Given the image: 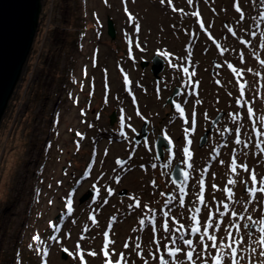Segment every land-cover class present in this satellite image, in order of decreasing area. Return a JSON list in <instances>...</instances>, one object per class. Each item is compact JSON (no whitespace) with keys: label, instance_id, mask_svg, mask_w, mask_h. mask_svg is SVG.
<instances>
[{"label":"rangeland","instance_id":"rangeland-1","mask_svg":"<svg viewBox=\"0 0 264 264\" xmlns=\"http://www.w3.org/2000/svg\"><path fill=\"white\" fill-rule=\"evenodd\" d=\"M63 2L42 0L41 20L32 49L0 123V264H44L45 261L80 264L78 256L63 258L62 249L67 247L75 252L81 235L87 237L80 241L85 253L97 252L95 257L85 256L87 264H105L101 249L111 217L116 219L109 232L115 241L109 245L110 253L114 249L113 264L121 252L127 264H145V261L159 264L162 254L171 264L164 245H173L161 225L168 219L169 227L174 230L178 225L171 217L175 216L185 229H190L191 215H195L197 207L201 209V231L209 208L213 212L219 208L226 214V223L217 233L218 237L225 238V243L231 241L226 239L223 228L229 224L241 226L239 231L235 227L230 229L235 239L245 238L237 251L238 264H262L264 256L259 253L264 250L260 243L264 235L260 231L264 228V193L257 192L253 199L239 181L248 180L251 187L252 169L258 180L264 176V153L260 151L264 143L256 147L259 140H264V135L257 134V130L264 133V64L261 63L264 61V0H239L243 20L234 8L236 0H193L192 4L187 0H172L183 12L173 11L167 0L165 4L160 0H71L75 30L67 49L51 60L52 66L59 67L54 78L42 70L47 65L44 57L49 50L50 28L61 21ZM197 10L214 39H209L197 23V17L191 15ZM129 13L134 19H129ZM108 17L115 22V38L108 34ZM137 24L139 32L135 31ZM226 25L237 35L233 36ZM221 49L226 51L221 54ZM163 52L172 55H160ZM155 54L165 58L159 79L154 77L150 64L141 65V60H151ZM169 61L188 67L189 73L195 70L192 82L188 75L171 67ZM229 64L238 72H233ZM125 76L131 82L129 85L125 84ZM194 81H199V87L195 88L198 95L189 94L195 87ZM240 84H245L242 96ZM176 86L182 90L174 100L183 106L188 123L167 102ZM130 93L135 96V106L130 101ZM238 98L240 103L236 102ZM197 100L202 103L197 104ZM249 107L253 109L251 117L247 112ZM120 108L126 109L129 120L126 123L139 133L149 121L148 130L152 133L147 137V144L143 139L134 140L139 133L133 128L126 129L128 138L117 134L119 122L116 118L117 124H111V117L114 112L118 116ZM137 109L142 116L137 115ZM194 109L195 131L188 134L192 141L188 146L185 129L192 127ZM218 113H222L220 120L200 146L201 136ZM168 119H171L174 140L170 161L166 149L162 160L155 152L158 137L168 131ZM236 127L241 129L239 145L235 143ZM245 142L249 145L247 148ZM186 146L190 148L191 158L183 152ZM133 149L135 154L128 160ZM233 155L237 156L238 164L249 166V173L238 168L239 177L233 176L228 167ZM117 158L128 162L118 165ZM220 160L225 164L221 165ZM177 163L188 173L187 179L179 183L173 182L170 175ZM212 173L216 174L215 178ZM229 178L238 181L236 185H228L235 193L232 200L223 190ZM201 179L205 182L208 207L198 202ZM96 184L102 186L100 201L93 202L91 194L82 202ZM213 184L219 188L213 190ZM109 188L114 194L108 195ZM182 189L186 193L184 207L179 204ZM70 193L71 214L66 207ZM129 194L142 199L141 208L134 207ZM221 200L229 205L228 209L222 207ZM144 205L156 208L155 233L153 225L139 223L141 219L146 223L154 213ZM232 211L243 219L232 217ZM93 212L98 224L89 220ZM165 212H169L168 217L164 216ZM214 219H220L219 215ZM253 222L255 227L249 234L243 225ZM86 225L88 231H84ZM36 235L40 240H33ZM178 235L194 242L199 239L184 230ZM125 242L129 248H124ZM176 246L182 248L177 260L189 264L184 256L187 246L180 241ZM196 247L199 250L202 245L197 243ZM229 250L222 252L226 264ZM212 251L214 255L215 250ZM206 258L211 264V258ZM194 259L196 264H202L195 255Z\"/></svg>","mask_w":264,"mask_h":264},{"label":"snow or ice","instance_id":"snow-or-ice-1","mask_svg":"<svg viewBox=\"0 0 264 264\" xmlns=\"http://www.w3.org/2000/svg\"><path fill=\"white\" fill-rule=\"evenodd\" d=\"M166 0H160L161 4H165ZM187 2L189 4L193 3V0H187ZM167 4L169 7L172 8L173 11H180L183 12V9H177L173 4H172V0H167ZM234 8L236 9V11L238 13H240V19L243 20L244 19V14H243V10L240 7V2L239 0H236V3L234 4ZM125 11L127 12V8H125ZM214 11V10H213ZM191 15L197 17V23L200 25V28L202 30H204L208 36L209 39H214L212 37V34L210 32H208V29L205 28V24L203 22L202 19H200V12L199 10L193 12ZM129 19L132 20L134 19V17H132L131 13H129ZM210 27V25H209ZM225 27H227L228 31L233 35H237L236 31L230 26V25H226ZM135 31L139 32L140 31V26L137 24L135 26ZM253 36H255V33H252ZM243 43H248V41H242ZM129 43L131 44L132 41L129 40ZM136 47H140L139 43L136 44ZM217 47L219 48L220 45L217 44ZM226 51V49H221V54H223V52ZM160 55H163L165 57L167 56H171V53L168 52H163L160 53ZM241 61H243V55H241ZM262 64H264V61H261ZM169 64L171 67L178 69L180 71H182L184 74L189 76V81H191V77L195 76V70H193L191 73H189V69L188 67L184 66V65H180V64H172L171 61H169ZM230 68L233 69V72H238V70L236 68H234L231 64L228 65ZM248 71H251V69H248ZM238 74H242V73H238ZM131 82L129 81L128 77L125 76V84L129 85ZM194 88H193V92L189 93L190 95L195 94L198 95V92L195 91V88L199 87V81H194ZM217 83H220L219 81H217ZM246 83V82H245ZM107 87V85H106ZM240 94L241 96L244 94V87L245 84H240ZM129 92H131V88H129ZM159 94H160V89L157 88V96L159 98ZM229 95H231V93H229ZM237 103H240L239 98L236 101ZM133 103H136V99L135 96L133 95ZM176 111L179 113L180 117L182 119H184L185 123H188L187 118H185V111L183 106L180 103H177L175 100L172 102ZM184 103H187V101L185 100ZM197 104L202 103V101L197 100L196 101ZM124 110L121 109V117H120V121H121V129H123L124 127V115H123ZM248 112V116L251 117L253 115V109L251 107H249L247 109ZM137 115L138 116H142V114L140 113L139 109H137ZM205 115L207 116V113H205ZM130 119V118H129ZM233 119L235 120V117L233 116ZM192 127L190 129L186 128L185 129V139H186V144L188 146H190L192 144L191 139H188V134L190 132H194L195 131V124H196V120H195V109L193 110L192 113ZM128 127H131V125H128ZM133 131H135V129H133ZM225 131H229L231 132V129H225ZM235 143L237 145L241 144V129L239 127L235 128ZM257 134L258 135H264V133H260L257 130ZM78 135H80L78 133ZM121 135H124L123 131H121ZM165 139L168 140L169 145L172 144L171 139L167 136V134L165 133ZM264 143V140H259L256 144V147H260V144ZM145 144H147V139L145 138ZM186 146L183 149V152L185 154L186 157L191 158L192 153L190 152V148ZM249 145L247 142L244 143V147L247 148ZM261 153H264V148H260ZM233 152L235 153V149H233ZM135 154V149H133V151L129 154L128 160L132 159V156ZM105 155H107V150H105ZM245 155H247V153H245ZM238 158L236 155H233L231 158V162L228 165L229 167V171L233 174V176L235 177H239L240 173L238 172V168L242 169L245 173H249V166L246 163H242V164H238ZM128 161L126 160H122L120 158H117L116 163L118 165H125L127 164ZM219 163L221 165L225 164V161L220 160ZM153 167H156V165H152ZM141 167L143 168L144 165H141ZM185 179H187L188 177V173L187 172H183L181 173ZM215 173H212L213 178H215ZM249 180L251 182V187H248V180H240L239 182L242 183L245 187L244 190L253 198H256V194L257 192L259 193H264V176H260L259 180L257 177V173L255 171V169H252L250 171L249 174ZM117 182H119V178H117ZM237 179L235 178H229L227 180V185H225L224 187V192L227 194V197L229 200H232L235 198V193L232 191L231 188L228 187V185H236L237 184ZM153 185H155V181L152 182ZM257 184H259V187H257ZM199 185H200V194L198 196V202L202 205H204L205 207H208V204L205 200V196H204V191H205V182L203 179H201L199 181ZM95 187V185L93 186ZM213 190H217L219 188L218 185L213 184L212 185ZM75 191V189L73 190V192ZM113 194V189L109 188L108 189V195H112ZM163 195V194H162ZM184 195H186V193L183 191V189L181 190V196H180V200H179V204L181 207H184L185 201H184ZM132 199H134L136 201L134 207H141V202L139 199H136L135 197H132ZM174 199V198H173ZM213 200H215V196H213ZM49 203H51V201H49ZM104 203H107V200L104 201ZM222 207L224 209H228L229 205L227 203H225L223 200H221L219 202ZM133 205H130V207H132ZM66 207L68 210V213L71 214L72 212V199H71V193L69 194V198L67 199L66 202ZM144 207H147V205H144ZM195 215H191V220L193 221L192 226L190 227V229H185V226L183 224H181L179 222V220L173 216L171 217V220L173 223L177 224L178 227H176L174 230L172 228L169 227V220L168 219H164L161 227L163 228V231L168 234V239H170L171 244L173 245V247H169L168 244L164 245V250L167 253L168 257H171V264H182L181 261L177 260V254L182 252V248L177 245V241L182 242V244L184 246H187V251L184 253L185 259L189 262V264H196V259H194V255L196 256L197 259H200L202 261V264H209V260L206 257H210L211 258V264H225V257L224 255H222L223 249L227 248L230 249L231 252V264H238V261L236 259V254L238 251V248L245 243V238L242 236L240 237V239H235L233 236L232 231L230 230L231 228L235 227L237 231L240 230V225L239 224H229L228 227L223 228V231L227 232V237L226 239L228 241H231V243H225V238L224 237H218L217 233L220 232L222 230V226L226 223V214L224 212H221L219 208L216 209L215 212L212 211L211 208H209V214L207 217L206 222L203 224V231H201V221L199 219V216L201 214V209L200 208H195ZM245 211H247V209H245ZM96 212H98V210H96ZM96 212L90 213L89 215V220L92 221L93 224H98V220L96 219ZM217 215H219L220 219H214V217H216ZM165 217L169 216V212H165L164 213ZM231 216L232 217H238L240 219H243V216H241L239 213H237L236 211H232L231 212ZM249 220H251L252 218L249 216L248 217ZM115 220V217H111L110 218V223H109V227L108 230H106L104 232V246L101 249V252L103 253L104 257L106 258L105 260V264H113V259H112V255L114 254V249L112 250V252L110 253L109 251V245H114L115 241L112 240L109 237V232L111 231V224L112 222ZM52 222H50L51 225ZM73 223H75V221H73ZM139 223L141 225H143L145 222L143 219H141L139 221ZM243 227L245 229H248L249 234H251V230L255 227V222H253L252 224H245L243 225ZM212 230L211 232L209 230ZM88 227L87 225L84 228V231H88ZM184 230L186 232V234L188 235H193V236H198L199 239L198 241L194 242L193 239L191 238H185V235H178V233ZM152 231L153 233H155L157 231L156 226H155V220L153 218V227H152ZM262 233H264V228H262L260 230ZM65 235L70 237V233H66ZM87 237L81 235L80 239L77 241L76 244V251L72 252L70 251L67 247H64L62 249V251L66 254H68L69 256H73V258L75 257H79L80 260V264H87V260L85 259V256H92L95 257L97 255V252L95 250H91L88 251L87 253H85V251L82 249L81 247V240L86 239ZM155 239V237H154ZM34 241H38L40 240L39 235H36L33 237ZM157 245H159V240L156 241ZM200 244L202 245L201 249H197L196 244ZM260 243L261 245H264V235L261 236L260 239ZM233 244H235L236 246L233 247ZM29 247H31V245H29ZM137 248L140 247V245H136ZM124 248H129V244L127 242H125L124 244ZM215 250V254L213 255V251ZM157 251H160L159 246L157 247ZM253 252H255V249H252ZM47 250L44 251V255L46 256ZM137 255H142L141 252H137ZM260 256H264V250H262L259 253ZM154 259L156 257H153ZM122 262H124V264H127L126 260H125V254L123 252L119 253V258L115 261V264H122ZM44 264H47V262L45 261ZM145 264H147V261H145ZM159 264H169V260L165 258V256L162 254L159 256ZM262 264H264V262H262Z\"/></svg>","mask_w":264,"mask_h":264},{"label":"water","instance_id":"water-1","mask_svg":"<svg viewBox=\"0 0 264 264\" xmlns=\"http://www.w3.org/2000/svg\"><path fill=\"white\" fill-rule=\"evenodd\" d=\"M41 0H0V123L8 106L9 100L14 92L18 80L20 79L23 67L32 49L33 40L39 24V15L41 9ZM108 34L111 38L116 37L115 22L108 17ZM165 58L155 54L151 60H141L142 66L150 64L151 71L156 79H159L164 69ZM176 86L173 93L168 97L167 102L174 107V96L179 93ZM222 113H218L213 119L209 129L204 132L200 138V146L207 141L208 134L214 129L220 120ZM116 118L115 113L112 114V122ZM148 121L142 126L141 132L146 137ZM169 147L168 141L162 134L155 142V152L157 158H164L165 149ZM183 168L177 163L172 172L171 179L175 183H179L184 176ZM95 191L85 195L82 202L88 199ZM68 254L63 253V258L67 259Z\"/></svg>","mask_w":264,"mask_h":264},{"label":"trees","instance_id":"trees-1","mask_svg":"<svg viewBox=\"0 0 264 264\" xmlns=\"http://www.w3.org/2000/svg\"><path fill=\"white\" fill-rule=\"evenodd\" d=\"M65 4L61 14V21L59 23H53L52 27L50 28V37H49V50L46 52L44 57L45 64L43 68V73L53 76L54 78L57 77L59 67L52 66L51 60L57 56L61 55V51L67 49L68 44L70 42V36L72 31L75 30L74 27L75 23V15H74V8L71 4V0H64ZM63 2V3H64ZM42 3V0H41ZM42 7V4H41ZM42 9V8H41ZM40 9V13H41ZM41 20V17H39ZM40 24V22H39ZM38 29V26H37Z\"/></svg>","mask_w":264,"mask_h":264},{"label":"flooded vegetation","instance_id":"flooded-vegetation-1","mask_svg":"<svg viewBox=\"0 0 264 264\" xmlns=\"http://www.w3.org/2000/svg\"><path fill=\"white\" fill-rule=\"evenodd\" d=\"M163 71H164V69H163ZM162 71V72H163ZM161 72V73H162ZM181 90L182 89H180V92H181ZM179 92V93H180ZM178 93V94H179ZM177 94V95H178ZM130 101H131V103H132V105L133 106H135L136 105V103L134 104L133 103V93H130ZM175 108V107H174ZM121 109H123L124 110V112H123V115H124V126H126L127 125V127L124 129V130H121V121H120V117H121V115H122V113H121ZM115 113V112H114ZM115 115H116V113H115ZM116 118H117V120H118V122H119V131L117 132V134L118 135H120L123 139L125 138L124 136H126V138H128V136H129V132L126 130L127 128L129 129V131H130V129L131 128H133V129H135V133H137V135H138V131H137V129L136 128H134V127H128V125H130L129 123H126V122H129V120H128V117H127V114H126V109L125 108H120V110H119V113H118V116H116ZM116 118H115V120H114V122H112L111 121V124H114L115 122H116ZM111 120V119H110ZM116 124H117V122H116ZM149 121H148V125H147V130H148V126H149ZM142 130V129H141ZM121 131H123V133H124V135H121ZM141 132V131H140ZM150 133H152V130L151 131H149L148 130V133H147V136L146 137H144L143 136V133L141 132V133H139V135H138V138H134V140L135 141H141L142 139L144 140V142H145V138L147 139V137L149 136V134ZM165 133L167 134V136L171 139V141H172V144L171 145H169V147H168V149H167V153H168V161H170V159H171V154H172V149H173V142H174V140H173V135H172V124H171V119H168V131H163L161 134L162 135H164L165 136ZM76 134H78V133H76ZM140 135H141V137H140ZM121 139V138H120ZM168 141V140H167ZM147 142H148V140H147ZM185 142H186V139H185ZM84 176H88L87 174H85ZM101 190H102V186H97V184H96V186L94 187V190L93 191H95V193L94 194H92V196H93V202H98V201H100V197H101V195H102V192H101ZM114 194V193H113ZM129 196H130V198L132 199V197H135L136 199H139L140 200V202H141V207H142V205H143V202H142V199L140 198V197H137V196H135L134 194H129ZM132 202H133V205H135V203H136V201L134 200V199H132ZM141 207H139V208H141ZM135 208H137V207H135ZM147 209H148V211H152V212H154L152 215H149L148 216V218H147V222L146 223H144L143 225H145V224H147V225H153V218H154V220H155V216H156V208H154V207H151V206H147ZM164 210H166V207L165 208H163ZM98 217V216H97ZM116 220V219H115ZM114 223H115V221H114Z\"/></svg>","mask_w":264,"mask_h":264},{"label":"bare ground","instance_id":"bare-ground-1","mask_svg":"<svg viewBox=\"0 0 264 264\" xmlns=\"http://www.w3.org/2000/svg\"><path fill=\"white\" fill-rule=\"evenodd\" d=\"M178 87V86H177ZM179 88V91H180V87H178ZM227 242V241H226ZM227 243H229V242H227ZM231 243V242H230ZM236 245L235 244H233V247H235ZM224 250V249H223ZM225 251H226V248H225ZM236 256H237V254H236ZM231 263V252H230V250H229V261H228V264H230ZM226 264V263H225Z\"/></svg>","mask_w":264,"mask_h":264}]
</instances>
